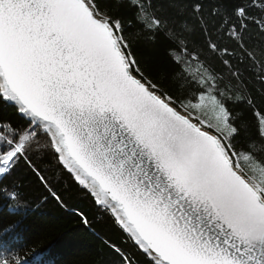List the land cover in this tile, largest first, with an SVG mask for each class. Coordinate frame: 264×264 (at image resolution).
I'll use <instances>...</instances> for the list:
<instances>
[{"label": "snow or ice", "instance_id": "snow-or-ice-1", "mask_svg": "<svg viewBox=\"0 0 264 264\" xmlns=\"http://www.w3.org/2000/svg\"><path fill=\"white\" fill-rule=\"evenodd\" d=\"M26 183L90 200L107 264H264V0H0V199ZM20 224L0 264H43Z\"/></svg>", "mask_w": 264, "mask_h": 264}, {"label": "trees", "instance_id": "trees-1", "mask_svg": "<svg viewBox=\"0 0 264 264\" xmlns=\"http://www.w3.org/2000/svg\"><path fill=\"white\" fill-rule=\"evenodd\" d=\"M158 44L162 54V38ZM69 203L88 215L91 227L81 225L55 202H46L42 189L26 183L18 207L0 199V229L9 221H20V234L12 243L17 251H41L43 264H107L111 255L103 241L120 243V232L81 193L74 192Z\"/></svg>", "mask_w": 264, "mask_h": 264}]
</instances>
